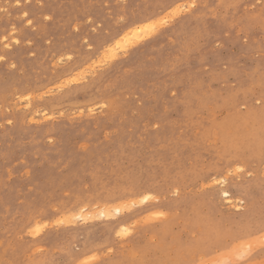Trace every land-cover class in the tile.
Here are the masks:
<instances>
[{"label": "rangeland", "instance_id": "rangeland-1", "mask_svg": "<svg viewBox=\"0 0 264 264\" xmlns=\"http://www.w3.org/2000/svg\"><path fill=\"white\" fill-rule=\"evenodd\" d=\"M262 5L0 0V264H264Z\"/></svg>", "mask_w": 264, "mask_h": 264}, {"label": "bare ground", "instance_id": "bare-ground-1", "mask_svg": "<svg viewBox=\"0 0 264 264\" xmlns=\"http://www.w3.org/2000/svg\"><path fill=\"white\" fill-rule=\"evenodd\" d=\"M179 8V7H178ZM177 8V9H178ZM170 11V10H169ZM145 20H147V19H145V18H139V21H145ZM161 22V21H160ZM154 23V22H153ZM149 24V23H148ZM155 25H157V24H155ZM136 27V26H135ZM141 27V26H140ZM136 29V28H135ZM141 29V28H140ZM146 29V28H145ZM144 29V30H145ZM151 32V31H150ZM150 32H149V34H150ZM129 33V32H128ZM130 35V34H129ZM145 35V34H144ZM148 35V34H147ZM3 37V36H2ZM5 37V36H4ZM122 37V36H121ZM122 38H124V37H122ZM121 38V39H122ZM2 39V38H1ZM120 39V38H119ZM133 39V38H132ZM141 39V38H140ZM131 40V39H130ZM118 41V40H117ZM122 41V40H121ZM127 41V40H126ZM132 41H134V40H132ZM137 42V41H136ZM114 43V42H113ZM108 44V43H107ZM111 44V43H110ZM131 44V43H130ZM115 46V45H114ZM126 46H128V45H126ZM118 47V46H117ZM116 49V48H115ZM109 51V50H108ZM112 51V50H111ZM107 52V51H106ZM66 55V54H65ZM114 57V56H113ZM58 59H59V57H58ZM112 59V58H111ZM100 60V59H99ZM58 61V60H57ZM63 62V61H62ZM86 64V58H84V57H81V58H78V60L76 61V66H77V68L79 69V68H82L84 65ZM98 64V63H97ZM86 66V65H85ZM102 68V67H101ZM76 70V69H75ZM81 71V70H80ZM68 83V82H67ZM61 86V85H60ZM62 87V86H61ZM58 89V88H57ZM42 93V92H41ZM37 96H39V95H37ZM34 98V97H33ZM32 99V98H31ZM26 108H28V109H30L31 110V112H32V114L34 115V116H36V115H38V112L40 113V111H39V109L37 110V109H34L33 110V107H32V100H29V102H28V104H27V107ZM44 111V110H43ZM42 113V112H41ZM43 115V114H42ZM44 116V115H43ZM33 117V116H32ZM34 119V118H33ZM247 128V127H246ZM226 179V178H225ZM213 182V181H212ZM212 185H215V184H212ZM149 194L150 193H148L147 192V194L145 195V198L146 197H149ZM222 194H223V196L226 198V200L228 201V202H230V203H234V200L233 199H236L235 197H234V195H232L230 192H229V190L228 189H224L223 190V192H222ZM138 197V196H137ZM129 198H131V197H129ZM129 198H127L126 200H128ZM133 198V197H132ZM136 198V197H135ZM135 200V199H134ZM125 201V200H124ZM131 201V200H130ZM147 201V200H146ZM241 201V200H240ZM247 201H248V204H249V201H250V198H247ZM122 202V201H121ZM120 202V203H121ZM126 202V201H125ZM98 203V202H97ZM96 203V204H97ZM124 203V202H123ZM130 203V202H129ZM129 203H128V205H129ZM100 204V203H99ZM110 204H112V203H110ZM236 204V206L238 205L237 204V202L235 203ZM98 205V204H97ZM96 205V206H97ZM100 205H102V204H100ZM100 205H98L99 207H101V210H100V216H103V217H106V218H110L112 215H111V213H110V208H108V207H106V206H104V207H102V206H100ZM106 205V204H105ZM108 205V204H107ZM86 206V205H85ZM111 206V205H110ZM115 206V205H114ZM93 207H94V205H93ZM93 207H91L90 208V206H89V208L91 209V210H94V209H92ZM119 207V206H118ZM127 207V206H126ZM77 208H79V207H77ZM97 208V207H96ZM84 209H86V208H80V209H78V211L76 212L75 210V214L73 215L75 218H80V219H82V220H86L87 218H88V216L90 215V214H92L93 212L91 211H89V212H86L85 214L83 213V210ZM98 209V208H97ZM88 210V209H87ZM130 210V209H129ZM73 211V212H74ZM95 211V210H94ZM111 211H112V209H111ZM123 212V209L122 208H115L114 209V214H118V213H122ZM69 213H71V212H69ZM69 213H67L68 215H69ZM66 214V215H67ZM72 214V213H71ZM70 214V215H71ZM67 215V216H68ZM96 215V214H95ZM72 216V215H71ZM68 218V217H67ZM93 218H95V217H93ZM71 219V218H70ZM90 220V219H89ZM74 221V220H73ZM76 221V220H75ZM75 223V222H74ZM128 223V222H127ZM120 227V226H119ZM261 230H264V222L263 223H261L260 225H258V227L256 228V232H260ZM263 232V231H262ZM261 232V233H262ZM260 235V234H259ZM257 236V235H256ZM252 238V237H251ZM253 243H254V245L255 246H259L260 244H262V239H260V238H258V239H255L254 241H253ZM243 248V247H242ZM256 248V247H255ZM229 251V250H228ZM232 252V251H231ZM242 252V251H241ZM222 254V253H221ZM215 256H216V254H215ZM235 256H237V255H235ZM234 256V257H235ZM224 257H225V255H224ZM223 257V258H224ZM229 257H231V256H229ZM203 258V257H202ZM214 258V257H213ZM216 258V257H215ZM219 258H221V260H222V257L221 256H219ZM219 258H217L216 260H218ZM228 258V257H227ZM233 258V257H232ZM236 259V258H235ZM205 260V259H204ZM203 260V261H204ZM208 260V259H207ZM209 260L210 261H212V259L211 258H209ZM220 260V261H221ZM227 260V259H226ZM229 260V259H228ZM232 260V259H231ZM230 260V261H231ZM209 261V262H210ZM214 261V260H213ZM214 262H217V261H214ZM197 264V263H196ZM230 264V263H229Z\"/></svg>", "mask_w": 264, "mask_h": 264}, {"label": "snow or ice", "instance_id": "snow-or-ice-1", "mask_svg": "<svg viewBox=\"0 0 264 264\" xmlns=\"http://www.w3.org/2000/svg\"><path fill=\"white\" fill-rule=\"evenodd\" d=\"M19 2H20V0H17V5H19ZM262 6H264V5H262ZM191 7L195 8V7H196V4L193 3V4L191 5ZM25 16H27V13H26V12H25ZM29 23H31V21H29ZM2 59H3V57L0 56V60H2ZM255 103L258 104V105L264 106V99H258V100H255ZM9 123H10V121H9ZM237 170H238V171H241V169H237ZM249 175H251V173H249Z\"/></svg>", "mask_w": 264, "mask_h": 264}]
</instances>
